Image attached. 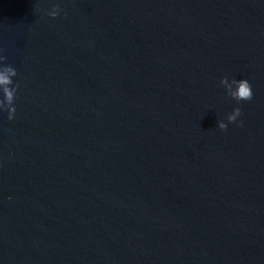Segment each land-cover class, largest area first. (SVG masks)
I'll use <instances>...</instances> for the list:
<instances>
[{
  "label": "water",
  "instance_id": "95a60500",
  "mask_svg": "<svg viewBox=\"0 0 264 264\" xmlns=\"http://www.w3.org/2000/svg\"><path fill=\"white\" fill-rule=\"evenodd\" d=\"M0 56V264H264V0H0Z\"/></svg>",
  "mask_w": 264,
  "mask_h": 264
},
{
  "label": "clouds",
  "instance_id": "9594fccd",
  "mask_svg": "<svg viewBox=\"0 0 264 264\" xmlns=\"http://www.w3.org/2000/svg\"><path fill=\"white\" fill-rule=\"evenodd\" d=\"M4 57L0 56V61H3ZM15 69L6 63H0V92L3 93L4 99L11 102L13 88L10 87L11 80L10 77L14 74ZM221 83L225 84L226 95L230 97L232 100H235L237 103L240 101H247L252 98V89L251 85L246 79H235L232 81H227L226 79H222ZM15 113V108L10 107L7 111L6 115L9 120L13 118ZM240 108L234 107L232 112L229 114L227 118V122L233 123L237 120V117L240 116ZM227 125L222 122H218V128L221 130H225Z\"/></svg>",
  "mask_w": 264,
  "mask_h": 264
}]
</instances>
